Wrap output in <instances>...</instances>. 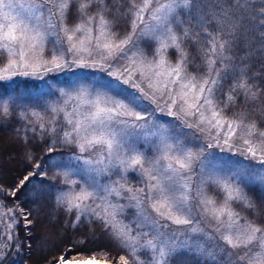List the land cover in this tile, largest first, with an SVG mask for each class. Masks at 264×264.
I'll use <instances>...</instances> for the list:
<instances>
[{
	"label": "snow or ice",
	"instance_id": "1",
	"mask_svg": "<svg viewBox=\"0 0 264 264\" xmlns=\"http://www.w3.org/2000/svg\"><path fill=\"white\" fill-rule=\"evenodd\" d=\"M198 3L202 0H121L120 20L110 25L109 0H38L28 6L0 0V57L6 59L2 71L9 74L0 80L43 79L74 67L94 68L108 77L103 84L89 82L90 87L73 85L77 95L61 91L51 102L50 97L39 103L12 98L0 106V129L12 126L28 144L40 138L49 156L82 163L83 167L69 169V181L59 172L53 176L56 201L76 222L87 215L99 223L125 249L115 264H139L133 259L137 247L145 249L139 255L151 260L147 250L157 245L152 239L138 242L152 235L138 224L114 230L105 219L109 208L121 216L129 207L139 209L137 215L159 235L170 225L199 223L192 213L208 215L209 208H215L214 232L233 251L235 264H252L254 253L264 248V220L245 219L244 231L232 223L234 217L244 219L237 209H264L240 180L257 169H220L213 161L217 149L237 152L234 137L243 126L248 138L239 151L264 170V120L232 112L240 99L264 100V80L252 74L247 55L241 56L246 50L239 33L248 31L243 0H214L217 9L226 5L220 11L239 25L236 36H220L223 44L213 35L221 31L213 27L215 12L198 21L204 34L194 28L197 17L192 8ZM146 13L151 25L144 23ZM176 15L182 17L181 24L187 23V30L176 24ZM251 18L260 25L257 39L264 40V5ZM202 38L203 55L200 48L193 55ZM113 84L121 91H114ZM36 109L50 119L37 124L32 118ZM158 112L167 119L161 120ZM31 159L37 171L20 180L13 197L30 176L44 171L43 160ZM260 179L264 182V177ZM145 206L163 223L144 214ZM29 216L24 213L30 230ZM125 231L136 239H129ZM23 246L17 235L0 232V252ZM97 251L106 257L105 264H112L115 258L107 249ZM7 254L0 256V264H5ZM160 255L164 256L162 250ZM63 262L64 256L52 264Z\"/></svg>",
	"mask_w": 264,
	"mask_h": 264
},
{
	"label": "trees",
	"instance_id": "2",
	"mask_svg": "<svg viewBox=\"0 0 264 264\" xmlns=\"http://www.w3.org/2000/svg\"><path fill=\"white\" fill-rule=\"evenodd\" d=\"M109 4L111 15L108 19L112 25L120 20L119 9L122 4L121 0H109ZM261 5H264V0H243V9L247 17L245 27L248 31L246 34L243 32L239 34L243 37L242 46L246 50L241 53V56L247 55L248 67L252 74L258 79L264 80V75H261L264 73V40L257 39L260 25L251 18L253 12L258 11ZM223 8H226V5L221 4L220 9ZM220 9L215 7L214 0H202V3H198L192 8L193 15L197 17V20L192 21V24L195 29L204 34L205 29L200 26L198 21L215 12L216 24L213 27L221 31L213 32V35L219 44H223L225 41L220 39V36H236L239 25L225 16ZM181 20L182 17L176 15V24L187 30V23L181 24ZM72 22H75V17ZM204 45L205 40L202 38L192 49V54L195 55V49L200 48L203 55ZM219 57L220 53L217 52V58ZM83 75L78 73L77 76L80 78L88 76V74L87 76ZM41 81L40 78L35 77H13L10 80H0V100L3 98L7 100L5 106L10 103L12 98L31 100L40 88ZM232 112L240 117H248L257 121L264 120V100L245 101L240 99L233 106ZM42 117L43 119H41ZM32 118L37 124L50 119L40 110L33 112ZM12 123L15 124V121ZM0 140L7 141L6 145L0 148V187L3 188V192L0 193V203L10 211L9 215L13 220L10 233L17 235L24 244L19 249L12 248L10 251L4 249V252H8L5 264H52L54 259L57 260L62 256L70 258L73 255L106 258L97 251L99 249H107L115 258L114 262L120 255L125 254V249L119 246V243L114 241L99 223L91 222L87 215L80 222H76L74 216L69 217L58 205L54 198L56 186L53 176L57 169L56 160L66 159L67 156H49L40 138L31 140V144H28L23 135L17 136L14 128L8 125L0 129ZM61 151L67 152V149H57V152ZM32 157L37 163L43 160L44 171L30 176L25 185L17 189V196L13 197L11 192L15 186L19 185L20 180L30 172L37 171L33 167ZM45 157L48 158L45 159ZM5 160L6 162H4ZM243 185L249 190V194L257 205H264V189L251 184ZM5 194H8L6 199ZM237 211L240 212L242 218L264 220V209L254 207L250 211L240 209ZM25 212L30 213L29 218L32 220L30 230L25 226ZM25 237L29 238L30 242ZM127 250L131 251L130 248ZM4 252H0V256H3Z\"/></svg>",
	"mask_w": 264,
	"mask_h": 264
},
{
	"label": "rangeland",
	"instance_id": "3",
	"mask_svg": "<svg viewBox=\"0 0 264 264\" xmlns=\"http://www.w3.org/2000/svg\"><path fill=\"white\" fill-rule=\"evenodd\" d=\"M20 5H31L37 3L38 0H16ZM170 0H161V3H169ZM145 24L151 25L153 21L150 16L146 13ZM45 19H47L45 17ZM38 55V50L37 53ZM6 64V59L0 57V76H7L8 73L3 72V68ZM162 70V69H161ZM116 73V69H113ZM75 73V75L73 74ZM78 73L84 74L83 76L87 77H78ZM87 73V74H86ZM118 75V73H116ZM77 76V77H75ZM24 77V76H16ZM33 78V77H32ZM41 86L38 89L37 93L33 99L28 100L32 103L42 102L49 97L51 101H54L57 96H59L61 91L67 92L69 95H77V92L73 90L72 86L75 85L76 88L81 87H90V83H106L108 77L104 75L101 71L94 68H85L79 69L74 67L73 69H68L59 73H50L47 77L41 79ZM77 81H82V84H77ZM90 82V83H89ZM112 88L114 91H121L119 85L113 84ZM2 105L5 106L7 100L5 98L1 99ZM38 109L33 112H37ZM157 115L161 120L167 119V117L161 115L159 112ZM247 137V131L245 127L241 126L238 129L236 137H234V143L236 145L237 152L235 154L225 152L221 153L219 149L216 150L217 154L214 156L213 161L216 168L220 169H234V170H245L254 168L257 169L252 172L250 175H245L240 178L243 184L255 185L257 188L264 189V182L261 181V177H264V170H259L260 166L256 165L251 159H245V155L240 153V149L245 148L243 145V140ZM6 140H0V148L6 145ZM6 162V160L4 161ZM57 169L54 174L56 175L59 172L61 179L69 181V169L70 168H80L83 167L82 163L80 165L75 164L70 161L67 157L66 159L56 160ZM53 176V175H51ZM103 179V178H101ZM70 191H75L70 189ZM57 196V187L54 188V198ZM106 207V206H103ZM139 209L129 207L125 210L124 216L120 214H115V209L109 208L108 214L105 216V219L109 224L114 226V230H125L130 227L131 224H138L140 230L148 232L152 230V235H149L143 241H138L139 243H147L148 239H152L153 242L157 245L155 249L149 247L148 255L152 257L151 260L146 259L145 257L139 255L145 251L142 247L136 248V253L133 254L134 260L138 261L139 264H235V257L233 256V251L226 248L223 243V240L220 238L219 234L214 232L213 225L216 223L214 218H212L211 213L218 212V209L209 208V214L203 215L198 214L197 212L192 213L193 219H199V223H194L191 226H175L170 225L169 229L161 230L163 235H159L150 224H146L143 221V217L137 215ZM144 214L148 215L152 220H157L160 223L163 221L151 210V208L145 206L143 209ZM10 211L7 210L0 203V232L5 234L10 233V229L13 225V220L10 217ZM173 215H176L173 213ZM126 217V218H124ZM225 225L229 223L227 217H224ZM246 218H233L232 223L236 226L237 229L244 231L247 228L246 223L244 222ZM248 220V219H246ZM125 235L129 239H136L133 233L125 231ZM6 239V236H5ZM183 242V243H181ZM161 250L164 252V256L160 255ZM78 256L73 255L70 258H77ZM83 257V256H79ZM95 257V256H93ZM59 257L58 259H60ZM102 259L103 257H99ZM119 257L117 258V260ZM112 264H115L112 261ZM132 264V262H130ZM252 264H264V248L257 249L254 253V259Z\"/></svg>",
	"mask_w": 264,
	"mask_h": 264
},
{
	"label": "water",
	"instance_id": "4",
	"mask_svg": "<svg viewBox=\"0 0 264 264\" xmlns=\"http://www.w3.org/2000/svg\"><path fill=\"white\" fill-rule=\"evenodd\" d=\"M60 259H57L59 261ZM63 264H105V259L93 256L64 258Z\"/></svg>",
	"mask_w": 264,
	"mask_h": 264
}]
</instances>
